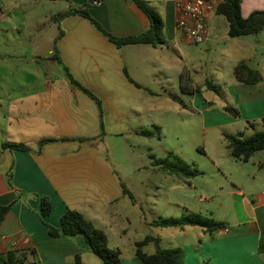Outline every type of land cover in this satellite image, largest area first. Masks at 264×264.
<instances>
[{"label":"crops","instance_id":"1","mask_svg":"<svg viewBox=\"0 0 264 264\" xmlns=\"http://www.w3.org/2000/svg\"><path fill=\"white\" fill-rule=\"evenodd\" d=\"M92 1L1 0L0 20L11 22L19 16L26 22L35 19L44 20L43 24L56 23L58 16L69 8L87 6L91 18L116 38L137 36L149 29L148 18L132 0H99L97 6L92 5ZM145 1L162 21V44L157 46L116 47L79 15L58 21L62 35L56 39L55 47L62 65L80 87L88 90L103 84L110 65L116 61L119 66L121 63L127 79L129 57L134 55L140 57L137 65L143 64L149 56H154V67L163 64L165 58L161 56V49L166 47L167 50L169 45L182 62L178 75L184 71L191 79L186 48L192 44L175 28L177 4L186 0ZM260 10H264V0L240 2L243 18ZM11 30L21 34L27 28L13 24ZM218 40H222L230 52L231 72L242 62L262 76V81L256 85L239 84L233 77L227 87L235 105L245 106L253 117L264 118V58H255L264 50V30L256 35L230 38L226 20L214 15L209 20L206 38L200 43L201 49L210 51L211 44ZM86 57L100 60L96 64L97 71L83 66ZM43 68L35 70L37 81L0 83V207L13 202L19 193L18 201L0 222V254L24 250V264H102L90 252L83 236L50 237L47 226L59 228L64 212L73 210L102 231L106 238L110 236L123 242L133 230L143 228L144 222L134 226L129 214L123 211L124 198L130 197V191L119 173L108 165L106 157L99 153L98 134L92 133L97 118L91 113L89 117L81 113L80 100L76 97L80 87L68 77L60 82L49 79L51 77L45 75ZM45 70L50 71L48 67ZM66 91L70 97L65 96ZM190 97L194 105L205 100L197 93ZM72 138L86 140H70ZM51 139L57 141L44 144L37 152L41 141ZM5 142L23 144L31 152L3 150ZM122 185L129 194L123 193ZM222 190L228 198L230 211L215 218L223 222L225 228L210 233L196 227L180 230L185 239L182 246L185 264H264V191L245 192L229 179H225ZM40 197H46L52 206L46 217L41 216ZM222 203L226 201L218 204L220 212ZM131 240H134L132 235ZM76 256L79 263L75 261ZM121 261L141 264L136 257Z\"/></svg>","mask_w":264,"mask_h":264},{"label":"rangeland","instance_id":"2","mask_svg":"<svg viewBox=\"0 0 264 264\" xmlns=\"http://www.w3.org/2000/svg\"><path fill=\"white\" fill-rule=\"evenodd\" d=\"M43 22L35 19L26 22L19 16L11 22L0 20V83L37 81L35 70L39 67H44L49 79L57 82L67 79L64 66L52 61L50 56L55 52L62 28L58 21ZM13 24L27 31L20 34L11 30ZM222 43V40L214 42L208 52L200 44L186 48L191 85L205 99L196 105L191 101L193 94H184L179 89L178 69L182 62L170 45L167 50L162 47L164 62L155 67L154 56L141 65L136 63L139 56L129 57L127 79L121 63L110 65L103 84L88 89L99 100L100 108L84 92L78 91L76 95L81 113L86 117L91 113L97 118L92 133L98 134L99 153L130 191L132 197L124 198L123 211L129 214L134 226L144 222L143 228L133 230L123 242L107 236L108 248L119 249L121 260L135 257L133 241H142L147 235L158 238L162 249H182L185 239L180 229L149 226L153 220L197 212L217 221L216 215L228 214V198L222 190L225 179L235 182L245 192L264 191V151L254 153L247 162L236 160L230 156L223 137V134L248 137L263 132L264 118L253 117L245 106L235 105L227 87L233 79L230 69L233 61ZM255 58L263 59L264 50ZM99 62L95 58H83V66L94 71ZM205 82L212 88L208 89ZM69 95L66 91L65 96ZM224 106L235 108L238 117L226 113ZM169 153L193 166L199 174L183 178L166 173L159 161ZM224 201L220 212L218 204ZM142 250L152 254L155 245L148 243Z\"/></svg>","mask_w":264,"mask_h":264},{"label":"trees","instance_id":"3","mask_svg":"<svg viewBox=\"0 0 264 264\" xmlns=\"http://www.w3.org/2000/svg\"><path fill=\"white\" fill-rule=\"evenodd\" d=\"M133 4L143 14L146 15L150 22L149 29L137 36H129L123 38H116L102 29V27L91 18L88 13L87 6L79 8H69L66 12L58 16L57 21L72 16L79 15L86 19L99 33H101L110 43L116 47L124 45H151L157 46L162 44V21L156 11L145 0H132ZM241 0H222L218 4L215 10V15L223 17L227 22V35L230 38H240L244 36L256 35L264 30V10L254 11L247 18H243L240 13ZM62 35L60 33L59 37ZM55 52L52 55V60L61 63V59L54 46ZM64 70L68 79L75 85L78 83L69 74L67 68L64 66ZM232 75L237 83L244 85H256L262 81L260 73L250 68L245 63L237 64L233 70ZM208 89L212 88L208 82H205ZM80 87V86H79ZM81 91L93 99L100 108V102L90 91L80 87ZM179 89L184 94L199 93L197 87L191 85V80L188 75L182 71L179 74ZM223 110L230 114L232 117H238V111L231 106H224ZM227 147L230 151V156L236 160L247 162L254 153L258 151H264V131L254 132L248 137H244L241 134L230 135L223 134ZM70 140L85 141V138H72ZM57 140H43L39 143L37 152L46 143L55 142ZM2 149L7 151H22L31 152L30 148L20 143L5 142L2 144ZM161 168L170 175H175L183 178L194 177L199 172L186 164L179 157L168 154L164 160L159 161ZM7 180L10 185L11 169L7 171ZM123 193H128L125 187L122 185ZM17 198L6 206L0 207V222L4 215L12 208V206L18 201ZM40 209L41 216L46 217L50 214L52 206L46 197H40ZM149 226L159 228H178L180 230L186 227H196L206 233H210L215 230L224 229L225 224L220 221H214L204 217L197 212H191L184 214L179 218H158L149 223ZM48 227V234L50 237L72 236L81 235L85 238L90 252L98 258L102 264H123L120 258L119 249H110L107 246V239L104 233L96 229L88 220H86L80 213L67 210L60 218V227L53 228ZM159 239L147 235L142 241L135 243V257L141 264H185L184 252L181 248L162 249L158 244ZM148 243H154L155 251L152 254H146L143 252V246ZM34 254V251L30 250ZM26 261V253L24 250H10L4 254H0V264H24ZM77 263L80 262L78 256L75 257Z\"/></svg>","mask_w":264,"mask_h":264},{"label":"built area","instance_id":"4","mask_svg":"<svg viewBox=\"0 0 264 264\" xmlns=\"http://www.w3.org/2000/svg\"><path fill=\"white\" fill-rule=\"evenodd\" d=\"M222 0H186L177 4L178 16L175 28L190 44L202 43L207 35L209 20ZM100 4L93 0L92 5Z\"/></svg>","mask_w":264,"mask_h":264}]
</instances>
